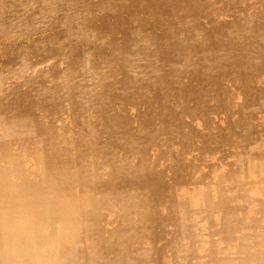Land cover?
I'll list each match as a JSON object with an SVG mask.
<instances>
[{
	"label": "bare ground",
	"instance_id": "1",
	"mask_svg": "<svg viewBox=\"0 0 264 264\" xmlns=\"http://www.w3.org/2000/svg\"><path fill=\"white\" fill-rule=\"evenodd\" d=\"M0 264H264V0H0Z\"/></svg>",
	"mask_w": 264,
	"mask_h": 264
}]
</instances>
